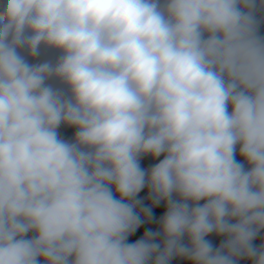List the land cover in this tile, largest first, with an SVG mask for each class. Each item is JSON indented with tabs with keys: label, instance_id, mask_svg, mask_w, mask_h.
Wrapping results in <instances>:
<instances>
[{
	"label": "clouds",
	"instance_id": "obj_1",
	"mask_svg": "<svg viewBox=\"0 0 264 264\" xmlns=\"http://www.w3.org/2000/svg\"><path fill=\"white\" fill-rule=\"evenodd\" d=\"M262 29L264 0H0V264H264Z\"/></svg>",
	"mask_w": 264,
	"mask_h": 264
}]
</instances>
